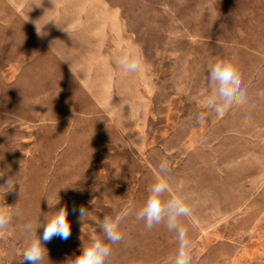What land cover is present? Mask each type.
Listing matches in <instances>:
<instances>
[{"label":"rangeland","instance_id":"374dc122","mask_svg":"<svg viewBox=\"0 0 264 264\" xmlns=\"http://www.w3.org/2000/svg\"><path fill=\"white\" fill-rule=\"evenodd\" d=\"M129 51L138 73L117 66ZM225 57L249 103L197 123ZM262 89L264 0H0V206L13 214L0 264H20L24 226L61 207L71 235L44 245V264H72L104 216L143 205L162 160L170 195L191 197L192 264H264ZM120 228L107 264H164L178 247L135 211Z\"/></svg>","mask_w":264,"mask_h":264},{"label":"clouds","instance_id":"9594fccd","mask_svg":"<svg viewBox=\"0 0 264 264\" xmlns=\"http://www.w3.org/2000/svg\"><path fill=\"white\" fill-rule=\"evenodd\" d=\"M116 63L125 74L138 73L143 68L140 57L130 51L119 56ZM207 85L209 94L202 104L205 111L195 114L194 119L197 123L204 122L211 114L237 116L249 103L248 91L243 86L242 75L234 57L217 58L209 64ZM258 94L264 96V89ZM243 119L247 121L250 116L244 115ZM7 187L8 183L6 186H0V188ZM147 192L148 195L138 210H134L130 204L115 216H104L99 224L101 235L92 237L86 245L82 244L80 254L73 257L72 264H107L113 252L112 245L119 244L124 239L120 226L133 211H135V219L143 221L148 230L154 225L163 224L169 232L176 234L178 247L174 256L165 260L164 264H192L193 244L182 223V219L188 218L193 226H196L191 197L184 193L170 195V169L166 160L159 163L156 179L148 187ZM10 207L0 206V233L9 227L13 218L12 212L7 210ZM78 212L81 220L89 213L83 206ZM40 227L44 229L42 236L37 235V229ZM24 231L30 233L31 238L21 252L20 264H44L45 258L48 259V251L44 245L53 238L67 240L71 235L67 208L61 207L44 214L37 228L34 229L29 223L24 226Z\"/></svg>","mask_w":264,"mask_h":264}]
</instances>
